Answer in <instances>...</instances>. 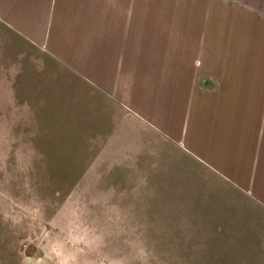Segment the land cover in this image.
<instances>
[{
	"label": "crops",
	"instance_id": "1",
	"mask_svg": "<svg viewBox=\"0 0 264 264\" xmlns=\"http://www.w3.org/2000/svg\"><path fill=\"white\" fill-rule=\"evenodd\" d=\"M0 23L113 108L114 129L124 131L107 138L120 147L110 156L140 152L149 133L236 207H250V235L264 256V0H0ZM109 198L108 219H132L126 202L117 214ZM129 225L121 234L134 233L133 250L147 251ZM49 233L3 247L0 258L32 264L41 249L38 264H73L47 246Z\"/></svg>",
	"mask_w": 264,
	"mask_h": 264
},
{
	"label": "rangeland",
	"instance_id": "2",
	"mask_svg": "<svg viewBox=\"0 0 264 264\" xmlns=\"http://www.w3.org/2000/svg\"><path fill=\"white\" fill-rule=\"evenodd\" d=\"M114 116L101 97L0 23L1 252L49 229L47 246L77 264H264L250 235V207H236L171 143L143 133L140 152L110 156L120 147L107 138L124 131L114 129ZM124 195L132 219H108L102 203L113 197L110 210L123 212ZM126 222L141 229L147 251L133 250L134 233L121 234ZM44 255L38 249L32 264Z\"/></svg>",
	"mask_w": 264,
	"mask_h": 264
}]
</instances>
